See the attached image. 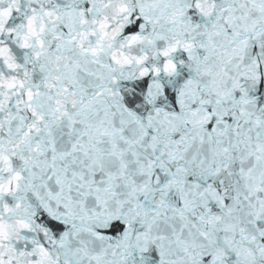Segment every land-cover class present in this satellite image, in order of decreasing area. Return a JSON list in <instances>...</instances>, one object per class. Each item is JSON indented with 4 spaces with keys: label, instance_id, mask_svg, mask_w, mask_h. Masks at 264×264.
Instances as JSON below:
<instances>
[{
    "label": "snow or ice",
    "instance_id": "1",
    "mask_svg": "<svg viewBox=\"0 0 264 264\" xmlns=\"http://www.w3.org/2000/svg\"><path fill=\"white\" fill-rule=\"evenodd\" d=\"M0 264H264V0H0Z\"/></svg>",
    "mask_w": 264,
    "mask_h": 264
}]
</instances>
